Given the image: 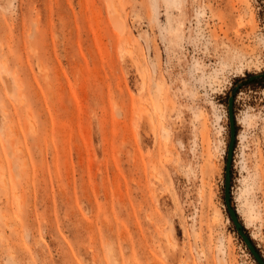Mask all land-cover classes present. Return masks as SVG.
Instances as JSON below:
<instances>
[{"label": "rangeland", "instance_id": "1", "mask_svg": "<svg viewBox=\"0 0 264 264\" xmlns=\"http://www.w3.org/2000/svg\"><path fill=\"white\" fill-rule=\"evenodd\" d=\"M262 73L264 0H0V264H258Z\"/></svg>", "mask_w": 264, "mask_h": 264}, {"label": "water", "instance_id": "2", "mask_svg": "<svg viewBox=\"0 0 264 264\" xmlns=\"http://www.w3.org/2000/svg\"><path fill=\"white\" fill-rule=\"evenodd\" d=\"M264 76V73L260 75H255L251 77V79ZM238 86H235L228 99V116H229V123H230V141L228 144V151H227V160H226V168H225V204L229 214L231 221L234 224L236 231L238 232L239 236L241 237L242 241L246 245L247 249L250 251L251 255L254 257L258 264H264V256L258 249L257 245L255 244L254 240L248 233L244 223L242 222L239 213L232 201V167H233V160H234V151H235V144L237 139V126H236V115L234 110L235 105V94L237 91Z\"/></svg>", "mask_w": 264, "mask_h": 264}, {"label": "bare ground", "instance_id": "3", "mask_svg": "<svg viewBox=\"0 0 264 264\" xmlns=\"http://www.w3.org/2000/svg\"><path fill=\"white\" fill-rule=\"evenodd\" d=\"M171 1H172V3L175 4L176 6H179V4H180V0H171ZM118 15H119V14H118ZM119 16H120V15H119ZM121 24H122V23H121ZM242 24H243V21H240V22H239V25H242ZM182 25H183V24H182ZM122 26H123V24H122ZM123 29H124V28H123ZM176 29H177V28H176ZM237 32H239V31H237ZM160 106H162V104H161ZM163 110H164V109H163V106H162V111H163ZM162 111H161V112H162ZM200 115H201V114H196V117L199 118Z\"/></svg>", "mask_w": 264, "mask_h": 264}, {"label": "trees", "instance_id": "4", "mask_svg": "<svg viewBox=\"0 0 264 264\" xmlns=\"http://www.w3.org/2000/svg\"><path fill=\"white\" fill-rule=\"evenodd\" d=\"M262 78H263V77H260V78H258L257 80L250 81L249 83L254 82V81H256V82H260V79H262Z\"/></svg>", "mask_w": 264, "mask_h": 264}]
</instances>
